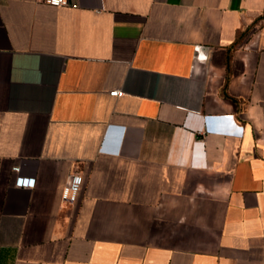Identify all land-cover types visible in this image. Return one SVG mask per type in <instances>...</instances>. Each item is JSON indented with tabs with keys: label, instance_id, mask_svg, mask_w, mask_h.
I'll return each instance as SVG.
<instances>
[{
	"label": "crops",
	"instance_id": "obj_1",
	"mask_svg": "<svg viewBox=\"0 0 264 264\" xmlns=\"http://www.w3.org/2000/svg\"><path fill=\"white\" fill-rule=\"evenodd\" d=\"M67 1L0 0V264H264V0Z\"/></svg>",
	"mask_w": 264,
	"mask_h": 264
},
{
	"label": "built area",
	"instance_id": "obj_2",
	"mask_svg": "<svg viewBox=\"0 0 264 264\" xmlns=\"http://www.w3.org/2000/svg\"><path fill=\"white\" fill-rule=\"evenodd\" d=\"M45 2L54 7L68 6L67 0H45ZM122 91L115 90L111 93L113 97H119ZM84 179L80 173H74L71 175L70 180L63 191V200L67 203H73L77 200L81 188L83 186ZM19 187H34L35 179L30 178H19L17 181Z\"/></svg>",
	"mask_w": 264,
	"mask_h": 264
}]
</instances>
